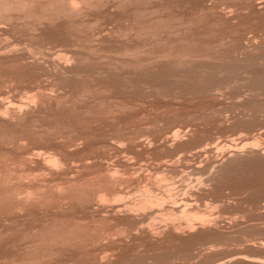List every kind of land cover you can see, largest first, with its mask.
Here are the masks:
<instances>
[{
    "label": "rangeland",
    "instance_id": "1",
    "mask_svg": "<svg viewBox=\"0 0 264 264\" xmlns=\"http://www.w3.org/2000/svg\"><path fill=\"white\" fill-rule=\"evenodd\" d=\"M9 3L0 8V264H264V196L241 186L264 183V129L232 122L255 92L249 74L227 80L223 70L229 53L238 62L264 47V0ZM189 53L194 71H172L174 56ZM206 61L224 64L221 76ZM231 160L237 178L219 191L208 177Z\"/></svg>",
    "mask_w": 264,
    "mask_h": 264
},
{
    "label": "bare ground",
    "instance_id": "2",
    "mask_svg": "<svg viewBox=\"0 0 264 264\" xmlns=\"http://www.w3.org/2000/svg\"><path fill=\"white\" fill-rule=\"evenodd\" d=\"M8 1L9 0H1L0 1V8H5L6 6H10L11 4V2L9 3V5H7L8 4ZM256 1V0H255ZM16 2V1H15ZM71 2V1H70ZM75 2V1H74ZM244 2V1H243ZM249 2V1H248ZM259 2V1H258ZM22 3V2H21ZM245 3H247V2H245ZM244 3V4H245ZM250 4L252 3V2H249ZM249 3H247V4H249ZM257 3V2H256ZM17 4V3H16ZM118 5H119V3H117ZM116 4V5H117ZM262 5L264 4V3H261ZM18 5H20V4H18ZM23 5V4H22ZM103 5V4H102ZM215 5V4H214ZM238 5H240V3L238 4ZM254 5H257L258 6V4H253L252 6L253 7H255L256 8V6H254ZM71 6V5H70ZM74 6V5H73ZM101 6V5H100ZM232 6V5H231ZM230 6V7H231ZM247 6H249V5H246V7ZM251 6V7H252ZM198 7V6H197ZM202 7V6H201ZM236 7V6H235ZM242 7V6H241ZM246 7H245V9H246ZM251 7H249L250 8V11L253 9H255V8H251ZM259 7H260V4H259ZM259 7H257V8H259ZM262 7V6H261ZM260 7V8H261ZM7 8V7H6ZM5 8V10H8V9H6ZM234 8V7H233ZM264 8V7H263ZM210 9H212V8H210ZM222 9V8H221ZM262 9V8H261ZM261 9H260V11H261ZM3 10V9H2ZM11 10V9H10ZM75 10V9H74ZM201 10V9H200ZM216 10V9H215ZM229 10V9H228ZM247 10V9H246ZM249 10V9H248ZM257 10H259V9H256L255 11H257ZM1 11V10H0ZM202 11V10H201ZM217 11V10H216ZM220 11V10H219ZM225 11V10H224ZM234 11V10H233ZM233 11H232V13H233ZM241 11V10H240ZM255 11H254V13H255ZM4 12V11H3ZM2 12V13H3ZM204 12V11H203ZM207 12V11H206ZM213 12V11H212ZM253 11H251V13H252ZM215 13V12H214ZM218 13H220V12H218ZM230 13V12H229ZM244 13V12H243ZM242 13V14H243ZM253 13V14H254ZM6 14V13H5ZM205 14V13H204ZM204 14H201V15H204ZM209 14V13H208ZM224 14V13H223ZM257 14V13H256ZM211 15V14H210ZM241 15V14H240ZM246 15V14H245ZM2 16V15H1ZM218 16V15H217ZM228 16V15H227ZM255 16V15H254ZM253 16V17H254ZM204 17V16H203ZM209 17V16H208ZM212 17V16H211ZM219 17V16H218ZM236 17V16H235ZM239 17V16H238ZM259 17V16H258ZM216 19V18H215ZM260 19V18H259ZM263 19V18H262ZM9 20V19H8ZM49 20V19H48ZM54 20V19H53ZM217 20H219V19H217ZM6 21V20H5ZM213 22V21H212ZM262 22V21H261ZM1 23V22H0ZM3 23V22H2ZM217 24H218V22H216ZM245 23H247V22H245ZM262 23H264V21L262 22ZM255 24V23H254ZM248 26V25H247ZM251 26V25H250ZM257 26V25H256ZM263 26V25H262ZM235 27V26H234ZM255 27V26H254ZM37 28V27H36ZM262 28V27H261ZM234 29V28H233ZM36 30V29H35ZM235 30V29H234ZM252 31V30H251ZM256 31V30H255ZM37 32V31H36ZM237 32V31H236ZM241 32V31H240ZM261 32V31H260ZM40 33V32H39ZM231 33V32H230ZM242 34V33H241ZM262 34H264V31H263V33ZM262 34H261V36H262ZM236 35H239L238 33H236ZM235 35V36H236ZM248 36V35H247ZM66 37H68L67 35H66ZM241 37V36H240ZM249 37H250V35H249ZM258 36L256 35V38H257ZM263 37V36H262ZM248 38V37H247ZM254 38V37H253ZM252 37H250V40H252L253 39ZM259 38H260V35H259ZM264 38V37H263ZM263 38H261L262 40H264ZM237 39V38H236ZM242 39V38H241ZM249 39V38H248ZM255 39V38H254ZM36 40V39H35ZM232 40V39H231ZM240 40V39H239ZM250 40H249V42H250ZM256 40V39H255ZM255 40H252V43H253V41H255ZM258 40V39H257ZM257 40H256V42H257ZM223 41V40H222ZM234 41V40H233ZM236 41V40H235ZM259 41V40H258ZM220 42V41H219ZM238 42V41H237ZM248 42V44L250 45L251 43H249ZM260 42V41H259ZM264 41H262V42H260V43H263ZM224 43V42H223ZM258 43V42H257ZM259 43V44H260ZM221 44V43H220ZM231 44V43H230ZM247 44V45H248ZM255 42L253 43V44H251L252 45V47H248L247 49H250V51H251V48H252V50L254 49L255 50V47L257 48L258 46H257V44H255ZM258 44V45H259ZM219 45V44H218ZM261 45H263L264 46V44H261ZM261 45H259V46H261ZM235 47H236V45H235ZM241 47V46H240ZM243 47H245V46H243ZM217 48V47H216ZM226 48V47H225ZM239 48V47H238ZM259 48V49H258ZM257 49L259 50V52H261V51H263V53L261 52L260 54L262 55V57H260L261 55L259 54V56H258V53H256V55H257V57H259L258 58V60H257V57H256V59H254L255 58V51H254V54H252L251 55V53H248V51L249 50H247V56L246 55H244L245 56V58H244V60L243 61H238V62H235L234 60V62H231L230 60H232L233 58H235V57H233V56H235V54L232 56V57H230L231 56V53H229L230 54V56L227 54V56H229L228 57V59L229 60H227V57L226 56H224V54H221V56H219L220 54L219 53H217V51H215L216 53H214V54H217L218 56V59L220 58V59H222V60H224L223 61V63L225 62V68H226V65L228 64L227 62H231L230 63V67H229V69L228 68H223V70H224V73H225V70H226V72H227V75H226V73L224 74L225 76H226V78L225 79H227V78H232V76L234 75V74H236V76H235V78L238 76V75H241V77H243V73H246V74H249V77H248V79H247V77H245L246 79H247V84H246V82H245V84L252 90V92L254 91L255 92V94H254V96H253V94H251L253 97H252V99L250 100L249 99V102H245L246 104H244V105H242L241 107L242 108H238V110H240L239 112L241 113V115H242V117L240 116V117H237V116H233V118L231 119V120H233L232 122H234V124L236 125V126H238V128L240 127V128H242L243 129V127H245L246 128V132H247V129L249 130V128H251L253 125H260V130H263L264 129V47H258ZM261 48V49H260ZM215 49V48H214ZM234 49V48H233ZM246 48H244V50H245ZM193 50V49H192ZM213 50V49H212ZM211 50V51H212ZM216 50V49H215ZM217 50H219L218 48H217ZM242 50V49H241ZM199 51H201V50H199ZM221 51V50H220ZM228 51H230V50H228ZM227 51V52H228ZM246 51V50H245ZM197 52V51H196ZM205 52V51H204ZM214 52V51H213ZM213 52H212V54H213ZM219 52V51H218ZM70 53V52H69ZM191 53V52H190ZM190 53H189V55H190ZM193 53V52H192ZM195 53V52H194ZM198 53V52H197ZM200 54H202L201 52H199ZM207 53H209V52H207ZM222 53V52H221ZM233 53V52H232ZM43 54V53H42ZM198 55V56H200V57H202V55L204 54H202V55ZM211 54V53H210ZM210 54H204L203 56H204V59H205V57L207 56H209ZM243 54V53H242ZM179 55V54H178ZM183 55V54H182ZM180 56V57H178L177 55H176V59H175V56H174V60H173V62L170 60V62H172L173 64H171L172 66H171V68L173 69L172 71H174V72H179V70L181 71L182 69H183V66H184V69L188 66V65H191V64H189L190 63V61H192V60H190V58H192V56L193 55H190V56ZM186 55V54H185ZM195 55V54H194ZM206 55V56H205ZM252 56V58L250 57V56ZM253 55H254V57H253ZM216 56V55H215ZM214 55H213V57H215ZM237 56V55H236ZM78 57V56H77ZM91 57V56H90ZM160 57V56H159ZM162 57V56H161ZM160 57V58H161ZM165 57H166V55H165ZM169 57V56H168ZM167 57V58H168ZM194 57V56H193ZM196 57V56H195ZM207 57H206V59H207ZM210 58H212V56H209ZM80 58V57H79ZM163 58V57H162ZM161 58V59H162ZM224 58V59H223ZM225 58H226V60H225ZM232 58V59H231ZM157 59V58H156ZM163 59H165V58H163ZM169 59H170V57H169ZM215 59V58H214ZM217 59V58H216ZM237 59V58H236ZM240 59H242V58H240ZM262 59H263V61H262ZM221 60V61H222ZM259 60H261L259 63L258 62H255V61H259ZM51 61V60H50ZM158 61V60H157ZM161 61V60H160ZM159 61V62H160ZM167 61V60H166ZM207 61H208V59H207ZM206 61V64H205V67H206V65H207V62ZM33 62V61H32ZM59 62V61H58ZM68 62V61H67ZM85 62V61H84ZM195 62H197V61H195ZM161 63H162V61H161ZM169 62H167V65H169L170 66V64H168ZM201 63V62H200ZM203 64L205 63V61L204 62H202ZM258 63V64H257ZM149 64V63H148ZM193 64H194V62H193ZM196 64L197 63H195V66H196ZM209 64H211L212 65V67H209V69H207L206 71H211V69H215V67L218 69H216L217 70V72H216V70H215V74L216 73H218V75H220V73H222V64L221 65H219V67L217 66V65H215L216 64V62H213V63H209ZM208 64V65H209ZM69 65V64H68ZM77 65V64H76ZM136 65H138V64H136ZM151 65H152V63H151ZM150 65V66H151ZM186 65V66H185ZM198 66H199V62H198V64H197ZM207 65V66H208ZM211 65H209V66H211ZM213 65H215V66H213ZM229 65V64H228ZM228 65H227V67H228ZM51 66V65H50ZM57 66V65H56ZM92 66V65H91ZM146 66V65H145ZM161 66H163V65H161ZM166 66V65H165ZM173 66H176V68H179V69H177L176 71H175V67L173 68ZM181 66V67H180ZM193 66V65H192ZM204 66V65H203ZM64 67V66H63ZM134 67V66H133ZM137 67V66H136ZM140 67V66H139ZM153 67V66H152ZM200 67V66H199ZM214 67V68H213ZM57 68V67H56ZM69 68V67H68ZM77 68V67H76ZM76 68H74V70L76 69ZM89 68V67H88ZM138 68V67H137ZM136 68V69H137ZM141 68H143V66L141 67ZM140 68V69H141ZM145 68V67H144ZM167 68V67H166ZM189 66H188V69L187 70H189ZM193 68V67H192ZM208 68V67H207ZM221 68V69H220ZM59 69V68H58ZM71 69V68H70ZM135 69V68H134ZM184 69L182 70L183 72H184ZM185 69V71H187ZM194 69H198V68H194ZM200 69V68H199ZM66 70V69H65ZM73 70V69H72ZM72 70H70V71H72ZM73 70V71H74ZM116 70H117V68H116ZM191 71L193 70V69H190ZM189 70V71H190ZM202 69H200V71H201ZM69 71V72H70ZM81 71V70H80ZM86 71H87V69H86ZM85 71V72H86ZM93 71V70H92ZM108 71V70H107ZM135 71V70H134ZM171 71V72H172ZM194 71V70H193ZM196 71V70H195ZM203 71H204V69H203ZM82 72V71H81ZM105 72V71H104ZM141 72V71H140ZM150 72V71H149ZM165 72V71H164ZM170 72V71H169ZM170 72V73H171ZM174 72H172V73H174ZM198 72V71H197ZM202 72V71H201ZM213 72H214V70H213ZM35 73V72H34ZM71 74H72V72H70ZM158 73V72H157ZM167 73H168V71H167ZM166 72H165V74H167ZM200 73V72H199ZM207 73V72H206ZM205 73V74H206ZM52 74V73H51ZM55 74V73H54ZM67 74V73H66ZM187 74H190V73H187ZM209 74V73H208ZM208 74H206V75H208ZM211 74H212V72H211ZM214 73L212 74L213 76V78L212 79H214L215 77H214V75H215ZM232 74V75H231ZM50 75V74H49ZM59 75H61V74H59ZM64 75V74H63ZM68 75V74H67ZM66 75V76H67ZM82 75V74H81ZM154 75V74H153ZM158 75V74H157ZM169 75V74H168ZM167 75V76H168ZM175 75V74H174ZM194 75V74H193ZM197 75H199L198 73H197ZM196 75V76H197ZM202 75H204V74H202ZM201 75V76H202ZM210 75V74H209ZM245 75V74H244ZM56 76H57V74H56ZM79 76V75H78ZM147 76V75H146ZM145 76V77H146ZM176 76V75H175ZM187 76V75H186ZM189 76V75H188ZM221 76V75H220ZM248 76V75H247ZM47 77V76H46ZM71 77V76H70ZM69 77V78H70ZM73 77V76H72ZM204 77H207V76H205L204 75ZM203 77V78H204ZM65 78V77H64ZM166 78V77H165ZM195 78V77H194ZM201 78V77H200ZM203 78H202V80H203ZM218 78V77H217ZM238 78H239V76H238ZM244 78V77H243ZM241 79L242 81H245L246 79ZM145 79V78H144ZM148 79H149V77H148ZM206 79H208V78H206ZM211 79V78H210ZM210 79H208V80H210ZM216 79V78H215ZM53 80V79H52ZM217 81L218 80H220V78L219 79H216ZM223 80L224 79H221L220 80V82H223ZM228 80V79H227ZM226 80V81H227ZM232 80H233V78H232ZM236 80V79H235ZM198 81V80H197ZM200 81H201V79H200ZM200 81H198V82H195L194 84L196 85L197 83V85L196 86H200V84H205L204 82H200ZM207 81V80H206ZM217 81L215 82V83H217ZM226 81H224V82H226ZM66 82V81H65ZM189 82V81H188ZM191 82H192V80H191ZM212 82V81H211ZM211 82H208V83H211ZM220 82H218L217 84H219ZM223 82V83H224ZM228 82V81H227ZM226 82V83H227ZM231 82V81H230ZM190 83V82H189ZM213 83V82H212ZM214 83V84H215ZM5 84H6V82H5ZM221 84V83H220ZM229 84V83H228ZM233 84V83H232ZM193 85V84H192ZM203 85H201L200 87H197L198 88V90H199V88H200V91H205V93H207V89H206V87H203ZM209 85V84H208ZM166 86V85H165ZM180 86V85H179ZM178 86V87H179ZM184 86V85H183ZM190 86V85H189ZM196 86H192V87H196ZM204 86H207V83L204 85ZM6 87V86H5ZM187 87V86H186ZM208 87V86H207ZM225 87V86H224ZM230 87V86H229ZM248 87L246 88V89H248ZM211 88V87H210ZM237 88V87H236ZM4 89V88H3ZM188 89V88H187ZM193 89V88H192ZM184 90H186V89H184ZM193 90H195V88L193 89ZM209 90V89H208ZM197 91V90H196ZM199 91V92H200ZM234 91V90H233ZM249 91V90H248ZM198 92V91H197ZM225 92V91H224ZM181 93H182V91H181ZM204 93V92H203ZM45 94V93H44ZM211 94V93H210ZM219 94H221V93H219ZM224 94V93H223ZM194 95V94H193ZM197 95V94H196ZM239 95V94H238ZM184 96V95H183ZM209 96V95H208ZM198 97V96H197ZM67 98V97H66ZM240 98H241V95H240ZM242 98H243V95H242ZM251 98V97H250ZM254 98V99H253ZM47 99V98H46ZM49 99V98H48ZM211 99V98H210ZM232 101V100H231ZM240 102V101H239ZM242 102V101H241ZM2 104V103H1ZM232 104V103H231ZM56 105V104H55ZM234 105V104H233ZM70 106V105H69ZM128 106V105H127ZM28 109V108H27ZM222 109V108H221ZM44 111V110H43ZM95 111V110H94ZM24 112V111H23ZM87 112H88V110H87ZM86 112V113H87ZM38 113V112H37ZM45 113V112H44ZM217 113H219V112H217ZM234 113V112H233ZM18 114V113H17ZM213 114V113H212ZM216 114V113H215ZM215 114H213V115H215ZM239 114V113H238ZM195 115V114H194ZM240 115V114H239ZM14 116V115H13ZM219 116H220V114H219ZM209 117V116H208ZM215 117H217V116H215ZM232 117V116H231ZM45 118V117H44ZM230 118V117H229ZM4 119V118H3ZM204 119H205V117H204ZM243 119V120H242ZM187 120V119H186ZM220 120V119H219ZM33 121V120H32ZM36 122V121H35ZM40 122V121H39ZM206 122V121H205ZM31 123V122H30ZM177 123V122H176ZM221 124V123H220ZM261 124H262V127H261ZM25 126V125H24ZM221 126V125H220ZM155 127V126H154ZM219 127V126H218ZM254 127V126H253ZM252 127V128H253ZM226 128V127H225ZM261 128H263V129H261ZM143 129V128H142ZM155 129V128H154ZM216 129V128H215ZM259 129H257V130H259ZM180 130V129H179ZM31 131V130H30ZM88 131V130H87ZM176 131H177V129H176ZM29 132V131H28ZM45 132H46V130H45ZM175 132V131H174ZM186 132V131H185ZM198 132V131H197ZM243 132H245V129L244 130H240L239 132H238V135H239V133L241 134V133H243ZM252 132V131H251ZM261 132V131H260ZM264 132V131H263ZM109 133V132H108ZM180 133V132H179ZM55 134V133H54ZM171 134V133H170ZM184 134H186V133H184ZM183 134V135H184ZM261 134H262V132H261ZM36 135V134H35ZM150 135V134H149ZM179 135V134H178ZM258 135H259V133H258ZM264 135V134H263ZM152 136V135H151ZM169 135H167V137H168ZM175 136V135H174ZM173 136V134H172V137H174ZM100 137V136H99ZM128 137V136H127ZM133 137V136H132ZM166 137V136H165ZM171 137V136H170ZM242 137H244V136H242ZM261 137V136H260ZM24 138V137H23ZM35 138H37V137H35ZM169 138V137H168ZM257 138H258V136H257ZM21 139V138H20ZM40 139V138H39ZM128 139V138H127ZM169 139H171V138H169ZM168 139V140H169ZM176 139V138H175ZM201 139V138H200ZM226 139V138H225ZM230 139V138H229ZM238 139V138H237ZM242 139V138H241ZM244 140L246 139V137L245 138H243ZM248 139V138H247ZM34 140V139H33ZM132 140V139H131ZM138 140V139H137ZM164 140V139H163ZM167 140V139H166ZM172 140H174L173 138H172ZM252 140V139H251ZM257 140V139H256ZM67 141V140H66ZM140 141V140H139ZM229 141V140H228ZM239 141V140H238ZM246 141V140H245ZM244 141V142H245ZM254 141V140H253ZM24 142H25V140H24ZM44 142V141H43ZM196 142V141H195ZM243 142V141H242ZM21 144V143H20ZM33 144V143H32ZM70 144V143H69ZM73 144V143H72ZM154 144V143H153ZM250 144V143H249ZM192 145V144H191ZM13 146V145H12ZM70 146V145H69ZM156 146V145H155ZM234 146V145H233ZM236 146V145H235ZM67 147V146H66ZM90 147V146H89ZM150 147V146H149ZM200 147H202L201 145L198 147V149H200L199 151L197 150V149H195L197 152H198V155H197V157H199V155H203L202 154V151H203V153H204V150H203V148L201 149ZM204 147V149L207 147L206 146V144H205V146H203ZM245 147V146H244ZM255 147V146H254ZM153 148V147H152ZM197 148V147H196ZM233 148V147H232ZM29 149V148H28ZM62 149V148H61ZM66 149V148H65ZM69 149H70V147H69ZM210 149V148H209ZM208 149V150H209ZM223 149V148H222ZM239 149V148H238ZM20 150V149H19ZM208 150H206L205 149V151H208ZM196 151H194V152H196ZM234 152H235V148H234V150H233ZM253 152H251V153H255V154H257V155H261L262 153L261 152H259V151H257L256 149H254V150H252ZM18 152V151H17ZM20 152V151H19ZM35 152V151H34ZM37 152H38V150H37ZM36 152V153H37ZM26 153V152H25ZM35 153V154H36ZM40 153V152H39ZM42 153V152H41ZM192 153H193V151H192ZM199 153H201V154H199ZM206 153V152H205ZM34 154V155H35ZM194 154H196V153H194ZM241 154V153H240ZM242 154H243V152H242ZM241 154V155H242ZM39 155V154H38ZM42 155H43V153H42ZM46 155V154H45ZM226 155V154H225ZM230 155V154H229ZM245 155V154H244ZM244 155H243V157H244ZM24 156V155H23ZM41 156V155H40ZM53 156V155H52ZM196 156V155H195ZM204 156V155H203ZM230 156H233V153L230 155ZM252 156H254V155H252ZM36 157H37V155H36ZM49 157V156H48ZM90 157V156H89ZM238 157H239V155H238ZM238 157H236V159L238 158ZM241 157V156H240ZM242 157V158H243ZM256 157V156H255ZM31 158H32V156H31ZM87 158V157H86ZM85 158V159H86ZM168 158V157H167ZM177 158V157H176ZM196 158V157H195ZM203 158V157H202ZM227 158V157H226ZM229 158H231V157H229ZM257 158V157H256ZM33 159V158H32ZM31 159V160H32ZM40 159H42V158H40ZM245 159V158H244ZM164 160V159H163ZM172 160V159H171ZM171 160H169V162L170 163H172L171 162ZM187 160V159H186ZM228 160H230V159H228ZM240 160V159H239ZM243 160V159H242ZM264 160V159H263ZM19 161V160H18ZM24 161V160H23ZM33 161V160H32ZM80 161V160H79ZM107 161V160H106ZM166 161V160H165ZM173 161V160H172ZM175 161V160H174ZM224 161V160H223ZM71 162V161H70ZM159 162V161H158ZM168 162V160H167V163H169ZM80 163V162H79ZM103 163V162H102ZM164 163H166V162H164ZM177 163V162H176ZM213 163H215V162H213ZM237 163H239L238 161H237ZM236 163V161L234 160V161H232L231 160V162L229 161V163L228 164H226L225 163V165L223 166L222 165V163L220 164V165H222L223 167H221L220 169H218L219 170V172H217L218 173V176H214L215 178H213L212 176H210V177H208L209 179H208V181H214L215 183L213 184L214 186H216L215 187V189H217L218 190V188H219V186L221 185V183L223 182L224 183V181L226 180V182H231L232 180H234V178L233 177H235V175H233L234 174V172L233 171H235L236 172V170L235 169H237L239 166H240V164H237ZM245 163V162H244ZM18 164H19V162H18ZM32 164V163H31ZM34 164H35V162H34ZM40 164V163H39ZM45 164V163H44ZM86 164V163H85ZM163 164V163H162ZM195 164V163H194ZM203 164V163H202ZM217 164V163H216ZM242 164V163H241ZM38 165V164H37ZM74 165V164H73ZM86 165H88V164H86ZM169 164H167V166H168ZM172 165V164H171ZM169 166V167H172V166ZM186 165H188L187 163H186ZM211 165H214V164H211ZM252 165V164H251ZM27 166V165H26ZM75 166V165H74ZM162 166V165H161ZM174 166V165H173ZM209 166V165H208ZM246 166V165H245ZM254 166V165H253ZM260 166V165H259ZM76 167V166H75ZM79 167V166H78ZM164 167H165V165H164ZM169 167H167V169L169 168ZM195 168H196V166H194ZM214 167V166H213ZM237 167V168H236ZM258 167V166H257ZM83 168V167H82ZM166 168V167H165ZM185 168V167H184ZM187 169L189 168V167H186ZM185 168V170H187ZM200 168V167H199ZM198 168V169H199ZM211 168V167H210ZM240 168V167H239ZM259 168V167H258ZM81 169V168H80ZM170 170H171V168H169ZM168 169V170H169ZM198 169H194L193 170V173L194 174H196V170H198ZM243 169V168H242ZM200 170V169H199ZM203 170V169H202ZM205 170V169H204ZM203 170V172H206V170L204 171ZM208 170H211V169H208ZM215 170V169H214ZM238 170V169H237ZM64 171V170H63ZM67 171V170H66ZM72 171V170H71ZM176 171V170H175ZM196 171V172H195ZM183 172V171H182ZM190 172V171H189ZM202 172V171H201ZM208 172V171H207ZM239 172V171H238ZM171 174H173V175H175V172H174V170H173V173H172V171L170 172ZM169 173V174H170ZM209 173V172H208ZM211 173H213V171L211 172ZM216 173V172H215ZM216 173V174H217ZM237 173V172H236ZM74 174V173H73ZM191 174V173H190ZM260 174V173H259ZM54 175V174H53ZM62 175V174H61ZM75 175V174H74ZM172 175V176H173ZM200 175V174H199ZM204 175V174H203ZM221 177H220V176ZM254 175V174H253ZM256 175V174H255ZM63 176V175H62ZM171 176V175H170ZM21 177V176H20ZM77 177V176H76ZM191 177V176H190ZM193 177V176H192ZM195 177V176H194ZM212 177V178H211ZM220 177V178H219ZM241 177V176H240ZM252 177H254V176H252ZM64 178V177H63ZM177 178V177H176ZM199 178V177H198ZM206 178V177H205ZM232 178V180L230 181L229 179H231ZM236 178H237V175H236ZM239 178V177H238ZM250 178V179H249ZM248 178V180L245 182V183H243L241 186H245L244 187V189H246V190H251V192L252 193H254L255 192V189L258 191V193L259 192H262V194H263V196H264V187H263V185H264V183H263V185H259V178L257 177V178H251V176ZM103 179V178H102ZM170 179V178H169ZM207 179V178H206ZM256 179V180H255ZM19 180V179H18ZM104 180V179H103ZM175 180V179H174ZM224 180V181H223ZM227 180H229V181H227ZM241 180V179H240ZM2 181H4V180H2ZM261 181V180H260ZM263 181V180H262ZM78 182V181H77ZM98 182H100V181H98ZM212 182H211V184H212ZM233 182V181H232ZM235 182V181H234ZM116 183V182H115ZM174 183V182H173ZM189 183V182H188ZM187 183V184H188ZM199 183H201V181L199 182ZM262 183V182H261ZM77 184V183H76ZM183 184V183H182ZM185 184H186V182H185ZM218 184H219V186H218ZM74 185V184H73ZM113 185V184H112ZM175 185V184H174ZM179 185V184H178ZM209 185V184H208ZM207 185V186H208ZM212 185V186H213ZM223 185V184H222ZM221 185V186H222ZM229 185V184H228ZM238 185H239V183H238ZM83 186V185H82ZM107 186V185H106ZM108 186H109V183H108ZM111 186V185H110ZM173 186V185H172ZM184 186V185H183ZM190 186V185H189ZM220 186V187H221ZM75 187V186H74ZM73 187V188H74ZM77 187V186H76ZM185 187V186H184ZM192 187H194V186H192ZM240 187V186H239ZM67 188V187H66ZM69 188H72L71 186L69 187ZM101 188V187H100ZM117 188V187H116ZM116 188H114V190L116 189ZM189 188H191V187H189ZM201 188V187H200ZM82 189V188H81ZM80 189V190H81ZM212 189V188H211ZM210 189V190H211ZM215 189H213L214 191H215ZM64 190V189H63ZM67 190H69V189H67ZM71 190H73L74 191V189H71ZM172 190V189H171ZM175 190V189H174ZM200 190V189H199ZM216 190V191H217ZM38 191V190H37ZM40 191V190H39ZM182 191V190H181ZM204 191V190H203ZM215 191V192H216ZM219 191H220V188H219ZM235 191V190H234ZM257 191L255 192L256 194H257ZM68 192V191H67ZM101 192V191H100ZM208 192V191H207ZM214 192V193H215ZM11 193H13L12 191H11ZM10 193V194H11ZM23 193V192H22ZM71 193V192H70ZM181 193V192H180ZM209 193V192H208ZM211 193V192H210ZM255 193L253 194V195H255ZM9 194V193H8ZM42 194V193H41ZM40 194V195H41ZM65 194V193H64ZM72 194H73V192H72ZM80 194H82V193H80ZM99 194V193H98ZM169 194V193H168ZM174 194V193H173ZM14 195V194H13ZM21 195V194H20ZM29 195V194H28ZM38 195V194H37ZM172 195V194H171ZM253 195H251V199H252V201H251V203L252 202H254L255 203V196H253ZM17 196V195H16ZM63 196V195H62ZM77 196V195H76ZM176 196H177V194H176ZM180 196V195H179ZM207 196V195H206ZM217 196V195H216ZM227 196V195H226ZM23 197V196H22ZM33 197V196H32ZM39 197V196H38ZM37 197V198H38ZM59 197H60V194H59ZM73 197V196H72ZM80 197V196H79ZM78 197V198H79ZM152 197V196H151ZM164 197V196H163ZM252 197H255V198H252ZM259 197V196H258ZM257 197V198H258ZM27 198V197H26ZM83 198V197H82ZM226 198H228V197H226ZM19 199V198H18ZM197 199V198H196ZM229 199V198H228ZM227 199V200H228ZM263 199H264V197H263ZM22 200V199H21ZM146 200V199H145ZM164 200V199H163ZM232 200V199H231ZM242 200V199H241ZM102 201V200H101ZM157 201V200H156ZM219 201H220V199H219ZM246 201V200H245ZM244 201V202H245ZM261 201V200H260ZM264 201V200H263ZM18 202V201H17ZM35 202V201H34ZM148 202V201H147ZM174 202V201H173ZM186 202V201H185ZM236 202V201H235ZM20 203V202H19ZM97 203V202H96ZM165 203H166V201H165ZM171 203V202H170ZM188 203V202H187ZM190 203V202H189ZM239 203H241L240 201H239ZM249 203H250V201H249ZM37 204V203H36ZM88 204V203H87ZM160 204V203H159ZM179 204V203H178ZM192 204V203H191ZM196 204H198V203H196ZM205 204V203H204ZM231 204H233V203H231ZM236 204V203H235ZM234 204V205H235ZM26 205V204H25ZM162 205V204H161ZM165 205V204H164ZM226 205V204H225ZM256 205V204H255ZM263 205V204H262ZM144 206H146L145 204H144ZM159 206V205H158ZM172 206V205H171ZM174 206V205H173ZM177 206H179V205H177ZM194 206V205H193ZM239 206V205H238ZM260 206V205H259ZM20 207H21V205H20ZM182 207V206H181ZM253 207V206H252ZM264 207V206H263ZM144 208V207H143ZM147 208V207H146ZM184 207H182V209H183ZM262 208V207H261ZM93 209V208H92ZM145 209V208H144ZM169 209V208H168ZM173 209V208H172ZM195 209V208H194ZM263 209V208H262ZM91 210V209H90ZM197 210V209H196ZM164 211H166V210H164ZM195 211V210H194ZM248 211V210H247ZM174 212V211H173ZM181 212V211H180ZM264 212V211H263ZM145 213V212H144ZM247 213H249V212H247ZM171 216V215H170ZM144 217V216H143ZM134 222V221H133ZM204 226V225H203ZM176 228V227H175ZM181 230V229H180ZM175 231V230H174ZM56 235V234H55ZM122 235V234H121ZM199 240V239H198ZM220 240V239H219ZM48 242V241H47ZM63 242V241H62ZM75 242V241H74ZM190 242V241H189ZM262 245H264V244H262ZM190 246V245H189ZM250 259V258H249ZM253 260H254V258H253ZM260 261V260H259ZM73 262V261H72ZM67 263V262H66Z\"/></svg>",
    "mask_w": 264,
    "mask_h": 264
}]
</instances>
